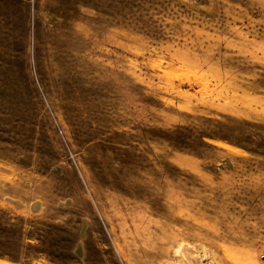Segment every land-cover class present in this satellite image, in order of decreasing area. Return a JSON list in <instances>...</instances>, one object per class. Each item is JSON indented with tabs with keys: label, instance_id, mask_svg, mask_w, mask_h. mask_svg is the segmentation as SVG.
Instances as JSON below:
<instances>
[{
	"label": "rangeland",
	"instance_id": "1",
	"mask_svg": "<svg viewBox=\"0 0 264 264\" xmlns=\"http://www.w3.org/2000/svg\"><path fill=\"white\" fill-rule=\"evenodd\" d=\"M0 264H264V0H0Z\"/></svg>",
	"mask_w": 264,
	"mask_h": 264
},
{
	"label": "bare ground",
	"instance_id": "2",
	"mask_svg": "<svg viewBox=\"0 0 264 264\" xmlns=\"http://www.w3.org/2000/svg\"><path fill=\"white\" fill-rule=\"evenodd\" d=\"M189 258H191V257H189ZM193 258V257H192ZM191 263V262H190Z\"/></svg>",
	"mask_w": 264,
	"mask_h": 264
}]
</instances>
